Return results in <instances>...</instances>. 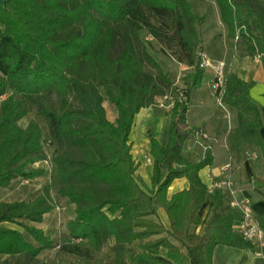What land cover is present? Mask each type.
<instances>
[{"label":"trees","instance_id":"obj_1","mask_svg":"<svg viewBox=\"0 0 264 264\" xmlns=\"http://www.w3.org/2000/svg\"><path fill=\"white\" fill-rule=\"evenodd\" d=\"M0 2V189L13 181L34 180L47 160L44 131L54 146L50 180L28 201L0 202L2 264H40L39 256L54 248L42 224L57 208L55 194L74 206L66 223L72 255L88 259L114 240L116 264L126 248L139 244L129 264H213L218 246L251 248L233 232L242 215L220 190L210 193L199 173L214 164L207 149L203 159L183 156L192 131L186 129L190 89L200 87L204 71L198 52L205 21L190 0H4ZM231 39L239 38L248 56H264V2L216 0ZM249 32L243 27L248 25ZM149 34L178 63L196 65L183 88L184 101L169 115L166 143L150 130L153 159L151 188L145 189L133 158L130 135L142 109L172 91L173 82L149 49ZM154 70L155 72H152ZM221 100L237 111L238 127L228 136L230 151L242 145L260 148L261 107L249 84L226 75ZM113 90L116 120L108 118L102 89ZM219 93H217L218 95ZM35 117L22 127L30 113ZM189 187L168 198L176 179ZM212 202L202 235L199 211ZM169 219L166 228L158 209ZM264 227V221H260ZM6 225L15 226V228ZM165 251V255L162 251Z\"/></svg>","mask_w":264,"mask_h":264},{"label":"crops","instance_id":"obj_2","mask_svg":"<svg viewBox=\"0 0 264 264\" xmlns=\"http://www.w3.org/2000/svg\"><path fill=\"white\" fill-rule=\"evenodd\" d=\"M217 14L218 17H220L218 8ZM223 36L224 37H218V39L211 42L205 41L203 43L205 47L202 51H205L210 55V58L214 62H223L226 64L227 74H236L240 79L249 84L250 96L261 107L262 128L259 133L264 144V56L255 55L251 57L246 53L245 55H239L233 48L227 46L226 40L229 36ZM178 65L183 67V64L181 65V63H178ZM207 71H209L211 75L213 74V71L211 70L204 71L200 87L197 88V90L190 89L189 92V113L187 116L186 129L191 130L192 134L185 143L183 156L190 161L197 162L204 158L206 152L204 148L207 146L213 154L214 164L213 166L206 167L200 171L199 176L203 183L210 190L214 181L230 177L234 182V187L232 189L234 193L233 197H244L249 199L253 214L259 221H264L263 151L260 148L249 145H242L239 149L233 151L229 150L228 136L229 133L238 127V114L235 109L226 106V104L222 102L221 97L216 94L212 87L213 77H208L206 75ZM181 75L182 74L180 73L179 76ZM182 76L185 77L186 75L184 74ZM176 80L177 85H179V79ZM189 80L185 82L182 88L188 89L190 87V84L187 85ZM3 99L4 98L0 99V106ZM169 112L170 109L168 107L154 105L142 109L134 119L130 135L132 154L136 163L139 164L137 174L143 181L144 186L149 189L151 188L153 165L146 163V158L150 157L151 150L148 132L151 130L154 137L160 143H166L171 121ZM197 131L205 132L209 139H199L196 135ZM227 164H231L229 172L223 170ZM40 169H44L45 172L47 171V169L43 167H40ZM38 178L34 180L18 179L13 181L11 186L16 183L29 185L26 192L28 191V194L30 195V193L33 194L34 191H37V188H35V183L37 182L35 181ZM188 187L189 183L187 178L176 179L168 189V198H171L174 194L180 191L187 190ZM1 190L3 189H0V191ZM209 192L213 193L211 191ZM222 193L225 194L223 191ZM14 201L18 200L10 201L0 198V202ZM211 213L212 202L208 201L203 204L199 211L201 224L192 229L193 233L196 235H202L204 229L203 224L211 217ZM158 215L165 227L169 229L170 222L166 212L159 208ZM42 224L34 225L42 228ZM6 226L16 229V227L12 225ZM236 226L237 222L233 226V232L240 237L238 232H236ZM249 244H251L252 247L246 249L218 246L214 252L213 264H264V259H260L256 256L258 251L256 246L252 243ZM165 253L166 252L163 250L162 254L165 255ZM44 254L46 255V251L41 255Z\"/></svg>","mask_w":264,"mask_h":264},{"label":"rangeland","instance_id":"obj_3","mask_svg":"<svg viewBox=\"0 0 264 264\" xmlns=\"http://www.w3.org/2000/svg\"><path fill=\"white\" fill-rule=\"evenodd\" d=\"M264 2V0H261ZM191 5L194 9V11L200 15L201 17L205 18V21L203 22V25L200 28V37L202 38V44H201V50H204L203 43L205 41H213L215 39H218V37H224L223 35H228V28L225 24H223L221 20V15L218 17L217 14V8L219 10V7L217 5L216 0H190ZM220 13V10H219ZM251 21L248 22V25L243 27L245 31L249 32L248 26L251 25ZM146 42H152V45L149 49V52L152 54V56L157 60V62L160 63L163 70L169 74L171 77V80L173 82V88L174 91H172L170 96L172 95L174 97L175 93V86H177V80L179 79V85L177 88L182 89L185 82L190 79L191 74L195 71L196 65L192 64H183L181 66L178 65L177 61L172 58L168 54L166 55L162 49L161 46L152 38L149 34H144V38ZM226 44L228 47H231L235 50L236 53L239 55H245L246 49L243 43L241 42V39H230L227 38ZM199 53V52H198ZM152 72H155L154 70H151ZM186 75L179 76V74ZM208 77H213V74L211 75L209 71H207L206 74ZM179 76V77H178ZM103 95L105 97L104 106L107 110L108 118L111 121H115L117 117V111L115 110L114 104L110 101V96L113 95V90L111 88L105 90L102 89ZM166 105L169 104L168 100H164L163 98H160L156 105ZM171 111V107H168ZM170 113V112H169ZM35 117V112L33 111L30 113L26 118L20 121V125L22 127H25L31 119ZM40 122L43 127L44 131V148L47 156V160L42 161L35 165V167L40 168L43 167L47 169L46 174H44L42 177L38 178L35 182V188H37V191H34L33 194H28V191L26 190L29 188V185L26 184H13L8 189H3L0 191V198H4L6 200H26L28 201L31 198H34V196L42 189V187L49 182L50 180V169H51V161L54 154V146L51 144L48 134V129L46 127V124L40 119ZM32 186V185H31ZM146 190H149V188H146ZM30 196V197H29ZM55 199L57 201V208L52 211L51 213H47L45 216L44 222L42 224V228L46 235L50 236L54 241V248L46 250V255L39 256V263L40 264H116V256L114 251V240H110L108 244L105 246V248L96 254H92L88 259L85 257H79L77 255H72L68 252V250L64 249L65 246H74L76 244H79L83 250H85L87 247L86 243L83 241L76 242V241H70L66 235V223H68L73 217H74V206L70 205L66 200L60 198L58 195L55 194ZM15 227V226H14ZM139 244H133L128 246L125 250V256L123 259V264H129L132 263L133 257L135 254L139 252ZM4 259H0V264H2Z\"/></svg>","mask_w":264,"mask_h":264},{"label":"built area","instance_id":"obj_4","mask_svg":"<svg viewBox=\"0 0 264 264\" xmlns=\"http://www.w3.org/2000/svg\"><path fill=\"white\" fill-rule=\"evenodd\" d=\"M197 65L199 66L200 70L213 71L214 76L212 81V87L216 94L219 93L218 96L221 97L226 82V64H224L223 62H214L210 58V55H208L205 51H199ZM177 86H175L174 97L172 95L170 96V94L172 93H169L168 95L164 96V100H168L169 104H167V106L164 104L160 106H170L172 108L176 102L182 103L184 101L185 98L183 88L179 89L177 88ZM196 135L199 139L202 140L209 139L208 135H206V133L202 131H197ZM204 149L207 150L208 147L206 146V148ZM146 163L152 165L153 159L151 157H147ZM230 169L231 164H227L223 170L229 172ZM233 187V180L230 177H227L222 180L214 181L209 191L214 192L215 190H220L226 194L230 201L229 204H231L233 208L237 209L242 215V218L237 222L236 232H238L244 242L246 241L255 245L258 249L256 256L260 259H264V228L258 218L253 214L250 200L244 197H233Z\"/></svg>","mask_w":264,"mask_h":264},{"label":"water","instance_id":"obj_5","mask_svg":"<svg viewBox=\"0 0 264 264\" xmlns=\"http://www.w3.org/2000/svg\"><path fill=\"white\" fill-rule=\"evenodd\" d=\"M0 2H1L2 4H5V1H4V0H0Z\"/></svg>","mask_w":264,"mask_h":264}]
</instances>
